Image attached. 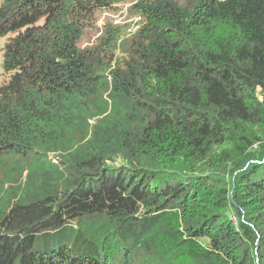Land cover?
Listing matches in <instances>:
<instances>
[{
    "label": "trees",
    "instance_id": "obj_1",
    "mask_svg": "<svg viewBox=\"0 0 264 264\" xmlns=\"http://www.w3.org/2000/svg\"><path fill=\"white\" fill-rule=\"evenodd\" d=\"M100 1L0 0V264H264V0Z\"/></svg>",
    "mask_w": 264,
    "mask_h": 264
},
{
    "label": "rangeland",
    "instance_id": "obj_2",
    "mask_svg": "<svg viewBox=\"0 0 264 264\" xmlns=\"http://www.w3.org/2000/svg\"><path fill=\"white\" fill-rule=\"evenodd\" d=\"M155 0H101L92 9V26L85 29L80 47L99 55L104 62L113 64L120 56L122 42L131 39L140 25L148 20L149 11ZM8 37L0 38V86L8 76L2 69L3 48ZM21 152L4 156L7 162L16 166ZM4 190L2 194H6ZM9 196V195H8Z\"/></svg>",
    "mask_w": 264,
    "mask_h": 264
},
{
    "label": "clouds",
    "instance_id": "obj_3",
    "mask_svg": "<svg viewBox=\"0 0 264 264\" xmlns=\"http://www.w3.org/2000/svg\"><path fill=\"white\" fill-rule=\"evenodd\" d=\"M10 36H12V34L6 36V38L8 37V39H9ZM0 38H2V37H0ZM3 38H4V37H3ZM8 39H7V41H8ZM6 43H7V42H6ZM6 43H5V44H6ZM2 59H3V57H2ZM1 66H2V69H3V60H2V65H1Z\"/></svg>",
    "mask_w": 264,
    "mask_h": 264
}]
</instances>
